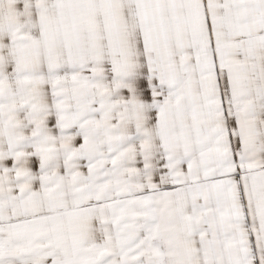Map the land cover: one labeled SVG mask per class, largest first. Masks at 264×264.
<instances>
[{"label": "snow or ice", "instance_id": "obj_1", "mask_svg": "<svg viewBox=\"0 0 264 264\" xmlns=\"http://www.w3.org/2000/svg\"><path fill=\"white\" fill-rule=\"evenodd\" d=\"M0 264H264V0H0Z\"/></svg>", "mask_w": 264, "mask_h": 264}]
</instances>
